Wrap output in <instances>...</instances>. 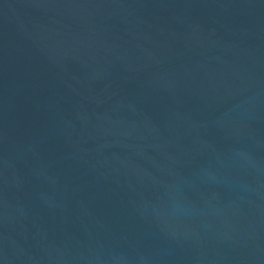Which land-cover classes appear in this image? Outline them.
Instances as JSON below:
<instances>
[{"label": "water", "instance_id": "1", "mask_svg": "<svg viewBox=\"0 0 264 264\" xmlns=\"http://www.w3.org/2000/svg\"><path fill=\"white\" fill-rule=\"evenodd\" d=\"M0 264H264V0H0Z\"/></svg>", "mask_w": 264, "mask_h": 264}]
</instances>
